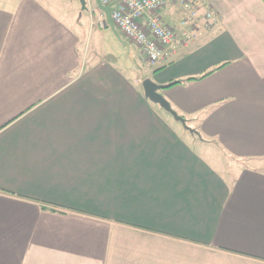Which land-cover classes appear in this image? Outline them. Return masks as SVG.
<instances>
[{
    "label": "crops",
    "instance_id": "crops-1",
    "mask_svg": "<svg viewBox=\"0 0 264 264\" xmlns=\"http://www.w3.org/2000/svg\"><path fill=\"white\" fill-rule=\"evenodd\" d=\"M205 2L152 65L116 28L90 51L63 0H0V264H264V0Z\"/></svg>",
    "mask_w": 264,
    "mask_h": 264
},
{
    "label": "built area",
    "instance_id": "built-area-1",
    "mask_svg": "<svg viewBox=\"0 0 264 264\" xmlns=\"http://www.w3.org/2000/svg\"><path fill=\"white\" fill-rule=\"evenodd\" d=\"M110 6L115 28L138 47L148 63L169 59L198 32L213 29L218 22L205 0H100ZM179 7L182 16L167 23L161 11Z\"/></svg>",
    "mask_w": 264,
    "mask_h": 264
},
{
    "label": "rangeland",
    "instance_id": "rangeland-1",
    "mask_svg": "<svg viewBox=\"0 0 264 264\" xmlns=\"http://www.w3.org/2000/svg\"><path fill=\"white\" fill-rule=\"evenodd\" d=\"M64 4L71 10L70 15L84 20L85 42L90 43V51H109L111 44L116 41V36L110 29H104V14L100 11L95 0H87V9L82 10L78 0H63ZM112 40V42H110ZM118 40V39H117ZM133 49L134 47L131 46ZM135 49V48H134ZM113 55V54H111Z\"/></svg>",
    "mask_w": 264,
    "mask_h": 264
},
{
    "label": "water",
    "instance_id": "water-1",
    "mask_svg": "<svg viewBox=\"0 0 264 264\" xmlns=\"http://www.w3.org/2000/svg\"><path fill=\"white\" fill-rule=\"evenodd\" d=\"M78 1L81 5V9L86 10L87 0H78ZM95 3H96L97 8L100 11H102V13L104 14V26L109 27L115 33V35L120 39V36L118 32L116 31L115 26L110 18V6L102 5L100 0H95ZM141 84H142V88L144 91V95L150 102L154 104H158L165 111L170 113L176 121H179L187 130L194 133V130L187 125L186 120L171 107L170 103L163 97V95L160 92V90L168 87L171 83L161 85V84L155 83L150 78H144Z\"/></svg>",
    "mask_w": 264,
    "mask_h": 264
}]
</instances>
